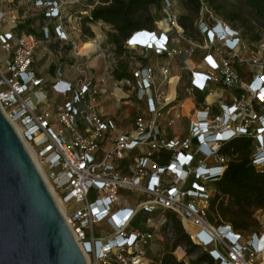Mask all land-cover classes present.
I'll return each mask as SVG.
<instances>
[{
    "label": "built area",
    "instance_id": "1",
    "mask_svg": "<svg viewBox=\"0 0 264 264\" xmlns=\"http://www.w3.org/2000/svg\"><path fill=\"white\" fill-rule=\"evenodd\" d=\"M7 1L13 5L15 0ZM16 1L28 7L37 23H27L25 16L15 8L4 9L0 1V109L59 199L86 263L161 264L162 253L150 255V248L164 241V233L173 244L169 213L214 262L264 264V231L245 236L229 224L212 225L208 220V200L214 192L206 186L221 177L230 162L219 153L222 143L250 137L257 143L252 164L264 171V57L242 55L239 30L227 23L209 25L202 15L198 29L203 47L190 42L182 46L184 29L171 0H164L161 19L153 28L135 31L123 42L125 50L177 63L189 90L205 94L192 108L186 136L170 137L163 131L173 130L180 110L187 107L177 84L169 92L167 63L136 67L132 86L127 78L113 80L112 67L105 64L104 80L96 82L88 63L94 55L105 56L96 48L79 52L82 25H99L91 12L106 2ZM21 25L25 29L18 30ZM227 28L233 36L224 34ZM90 43L96 45L95 40ZM208 44L214 45L213 52L206 51ZM196 47L205 50L197 62ZM68 58L74 64H68ZM66 67L71 79L64 73ZM238 67L248 76L243 78ZM108 83V96L117 108L132 94L123 86L131 88L138 102L145 101L144 116L130 129L118 128L97 109L100 88ZM217 92V102L205 101ZM165 156L168 163L160 164L158 159ZM73 203L81 207L73 210ZM137 218L143 230H130ZM101 224L110 232L95 234L94 227ZM173 255L185 264L195 257L187 256L182 246L175 247Z\"/></svg>",
    "mask_w": 264,
    "mask_h": 264
},
{
    "label": "trees",
    "instance_id": "2",
    "mask_svg": "<svg viewBox=\"0 0 264 264\" xmlns=\"http://www.w3.org/2000/svg\"><path fill=\"white\" fill-rule=\"evenodd\" d=\"M163 1L104 0L107 5L96 7L91 12V17L94 22L100 21L111 27V31L107 34L108 40L116 51H120L123 42L133 32L153 28V23L158 18L150 16V9L160 10ZM215 1L207 0V3L213 8ZM241 2L251 16L264 20V0H241ZM183 4L189 13L180 16L178 20L184 31H187L186 21L188 20L190 25L193 24V17L198 16L201 5L199 0H183ZM241 17L238 12H232V15L225 20L234 25L233 23ZM25 27L21 25L18 30H23ZM242 27L246 30L244 34L251 35L252 41L260 39V34L250 26L247 19ZM124 76L125 74H121L118 78ZM195 96L201 102L205 94L196 92ZM251 146L252 139L248 136H238L221 144L219 153L228 156L230 162L221 177L211 183L214 194L208 200L209 221L215 224H229L234 230L242 233L257 232L258 222L254 218V213L264 210V171L252 164ZM168 161L169 156L158 159L160 164H166ZM167 216L171 223L174 242L162 252L161 264H185L173 255V249L177 246L185 247L187 256H195L189 264H218L207 251L200 249L189 240L181 223L172 214L168 213ZM138 220L139 218L135 222L137 223ZM135 222L133 224H136Z\"/></svg>",
    "mask_w": 264,
    "mask_h": 264
},
{
    "label": "water",
    "instance_id": "3",
    "mask_svg": "<svg viewBox=\"0 0 264 264\" xmlns=\"http://www.w3.org/2000/svg\"><path fill=\"white\" fill-rule=\"evenodd\" d=\"M0 264H87L46 182L1 109Z\"/></svg>",
    "mask_w": 264,
    "mask_h": 264
},
{
    "label": "rangeland",
    "instance_id": "4",
    "mask_svg": "<svg viewBox=\"0 0 264 264\" xmlns=\"http://www.w3.org/2000/svg\"><path fill=\"white\" fill-rule=\"evenodd\" d=\"M1 5L4 9H16L18 15L20 16H25V19L27 20V23L29 20H35L37 23V17H33L31 11L28 9V7L24 5H19L17 1H14L13 5H10L7 0H0ZM104 1V0H101ZM201 7H204V9L200 8L199 14L197 17H193V24L190 25L188 24V20L186 21V24L188 25L187 31H184V41L181 42V45H185L186 42H190L195 44V46H202L204 45V38L200 34L199 29H198V23L200 18L205 16V20L208 22L209 25H213L216 22L219 23H227L230 26H236L237 30H239L240 33H242V38L244 42V50L242 51V55L247 57L248 55H255V56H260L264 57V20H260L257 18H254L249 14L247 9L243 6L241 0H216L214 3V7H210L208 5L207 0H199ZM171 7L174 12V14L179 18L180 16H185L189 13V10L186 8V6L183 4V0H171ZM206 9L208 12H206ZM232 12H238L239 14L242 15L241 18L236 20L232 25L231 23L227 22L225 18H228L229 16L232 15ZM150 16H153L154 18H158L157 21L161 19L160 16V10L157 8H151L150 9ZM248 20L250 22V26L254 28L256 32L260 34V39L258 41H252L251 40V35L244 34L246 30H244V27L242 25H245V20ZM8 26L4 25L3 30H6ZM111 31V27L103 22H100L99 25H82V35L79 37L80 38V45L82 46L83 44L91 41H96V50L98 53L102 54L105 56V59H101L98 56L94 55L92 61L88 63V66L93 69L91 72L96 75H100L103 72V65H107L112 67V73L111 77L113 80H121L122 78H118V75L125 74L124 78L129 79L130 81V86L133 85V80H132V71L138 67V66H145L148 63L153 64L156 67H159L161 64L166 63V61L163 58H157L155 57L152 53L147 52V53H141L140 51H134V50H125L123 49V45L120 51H116L114 46L109 42L108 40V33ZM90 33L92 35H90ZM80 46V47H81ZM99 47V48H98ZM217 48H220L218 45L216 46ZM211 50L213 52L214 50V45L208 44V47L206 51ZM205 51L202 50L199 47H196L195 49V56L194 60L197 62L200 60V54ZM4 53H0V57H3ZM67 63L74 64L71 58H68ZM237 66V65H236ZM97 67L100 68V70L97 69ZM180 69H176L173 72H180L179 74V80H177V85L175 87L177 94L182 97V96H188L190 98V101L194 103L193 107H196L199 101L197 100L195 96V92L189 90V86L186 82V75L184 72H181ZM238 71L241 73V75L244 77H247L248 74L246 73L245 68H239ZM65 75L71 74V70L69 68L64 69ZM173 84V81H172ZM171 87V86H170ZM112 89L109 91L111 92ZM123 91L127 92V95H129V92L132 94L125 99L127 102L126 105H121V107L116 110H113V114L111 118L115 121L116 125L118 128L126 130L130 129L132 127V124L136 118L144 116V113L146 112L145 108V101L138 102L135 97V93L131 91L130 87L123 86ZM108 94V93H107ZM210 97H207L205 101L214 103L216 101H209ZM202 102V101H201ZM217 102V101H216ZM114 105V104H113ZM129 106L131 108V111L129 113V116L127 118L123 117V113L125 111V108L129 109ZM193 113H190V116ZM163 134L168 136L171 134V130L168 129L166 131H163ZM257 151V143L255 141H252V146H251V154H254V152ZM206 189L209 192L214 191L211 184H208L206 186ZM94 199L93 195H90L88 200L91 202ZM202 205V203H201ZM81 207V204H71V209H79ZM254 218L258 222V227L257 231H264V210L262 211H257L254 213ZM210 224L215 225L214 222L209 221ZM104 227V228H103ZM143 230V228L140 226V224L136 223L132 227H130V230ZM101 231V232H100ZM110 232V229L105 227L104 225H98L94 227V232L95 234L97 233H104ZM253 232L245 233V236L251 235ZM164 241H155L152 244V247L150 248L152 251H150V255H156L164 252V250H167L170 245L168 241V236L166 233H164ZM149 249V250H150ZM152 253V254H151Z\"/></svg>",
    "mask_w": 264,
    "mask_h": 264
},
{
    "label": "crops",
    "instance_id": "5",
    "mask_svg": "<svg viewBox=\"0 0 264 264\" xmlns=\"http://www.w3.org/2000/svg\"><path fill=\"white\" fill-rule=\"evenodd\" d=\"M0 53H1V51H0ZM93 59H95V58H93ZM165 61L169 65V74H170L171 88H172L177 84V80H178L179 74H180V72H178V73L173 72V70L175 71L176 69H179V65L173 61H167V60H165ZM97 69L100 70L99 67H97ZM93 76H94V79L96 82H100V81L104 80L103 74H100V75L93 74ZM66 77L71 79L73 76L71 74H68V75H66ZM172 81H173V84H172ZM111 89H112V85L110 83H108L104 86H101V88H100V100H99L100 102H99L98 108H97L101 114L106 115V116H110V117L112 116L114 109H116V110L119 109L115 105H113L111 98L107 94V93H109V91ZM169 92H171V90H169ZM218 95H219V93L217 92V94L215 96L209 98V101H212V100L214 101L215 98L218 97ZM183 100H184V104L187 107V109L180 110L181 119L177 123L178 125L173 130L170 129L171 134L168 135L170 137L174 136V135H177L180 137H185L187 134V124H189V115H190V112L192 111L194 103L190 101V98L188 96H183ZM126 104H127V102L125 101L121 105H126ZM130 111H131L130 106H129V109L125 108V111L123 113V117L127 118L129 116ZM163 124H165V123H163ZM166 130H168V129H166ZM105 227H107V226H105ZM104 232H106V231H104Z\"/></svg>",
    "mask_w": 264,
    "mask_h": 264
},
{
    "label": "bare ground",
    "instance_id": "6",
    "mask_svg": "<svg viewBox=\"0 0 264 264\" xmlns=\"http://www.w3.org/2000/svg\"><path fill=\"white\" fill-rule=\"evenodd\" d=\"M95 48H96V45H95V44H91V43L87 42V43L83 44V45L80 47L79 52L81 53V52H85V51H87V52L90 53V52H91L92 50H94ZM90 49H92V50H90ZM170 90H171L170 93H173L174 87H172V88L170 87ZM29 153H30V155L32 156V158H33V160H34V156H33V154H32V152H31L30 149H29ZM48 187H49L50 191L52 192V195H53V197L55 198V201H56V203L58 204V206H59L61 212H62L63 215H64V210H63V207H62V205H61L59 199L55 196V194H54V192H53V190L51 189V187H50L49 184H48Z\"/></svg>",
    "mask_w": 264,
    "mask_h": 264
},
{
    "label": "clouds",
    "instance_id": "7",
    "mask_svg": "<svg viewBox=\"0 0 264 264\" xmlns=\"http://www.w3.org/2000/svg\"><path fill=\"white\" fill-rule=\"evenodd\" d=\"M223 32L226 36H233V35H231L232 31L228 28H227V30L223 29Z\"/></svg>",
    "mask_w": 264,
    "mask_h": 264
}]
</instances>
